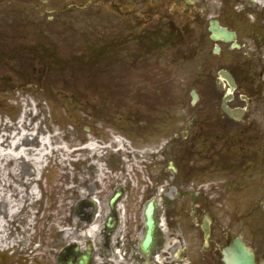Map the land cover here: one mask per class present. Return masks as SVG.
Segmentation results:
<instances>
[{"label":"rangeland","instance_id":"374dc122","mask_svg":"<svg viewBox=\"0 0 264 264\" xmlns=\"http://www.w3.org/2000/svg\"><path fill=\"white\" fill-rule=\"evenodd\" d=\"M112 1L121 7L101 0L90 10L78 9L72 23L70 13H53L49 21L48 13L35 9L18 25L0 15V139L8 138L0 149V214L10 213L0 229V264L52 259L60 233L73 236L84 224L73 215L71 232L60 230L69 227L68 205L81 197L103 201L121 180L164 173L158 152L167 138L150 133L155 123L177 131L180 122L201 113V99L193 104L191 91L201 96L199 30L205 28L207 55L216 44L209 37L211 19L243 36L251 25L264 33V0H157L149 8L136 0ZM171 16L173 24L186 21L192 28L184 43L155 49L149 40L132 39L135 23L144 30ZM119 26L132 40L124 38L117 51L105 42ZM22 131L30 153L11 161L9 153L17 149L10 152L8 144ZM187 179L198 194L201 173ZM247 221L243 215L234 219V233ZM247 236L261 243V236Z\"/></svg>","mask_w":264,"mask_h":264},{"label":"flooded vegetation","instance_id":"af4514ba","mask_svg":"<svg viewBox=\"0 0 264 264\" xmlns=\"http://www.w3.org/2000/svg\"><path fill=\"white\" fill-rule=\"evenodd\" d=\"M99 1L0 0V15L18 25L29 21V11L35 9L48 13L49 21L56 18L53 13H70L72 23L78 9L90 10ZM110 1L114 9L121 7L120 2ZM136 1V6L149 8L157 0ZM173 16L163 25L144 24V30L142 23H135L130 35L135 41L153 42L155 49L158 43H184L192 28L186 21L173 24ZM61 21L68 22H55ZM251 26L244 28L248 36L234 29L238 46L219 41L220 51L214 47L208 55L205 28L199 30L201 113L180 122L177 131L169 123L162 129L155 123L150 133L167 138L158 153L163 158L159 163L166 166L164 173L154 179L116 183L112 195L99 199L93 208L94 218H81L84 224L75 226L73 236L60 233L53 258L39 264H225L223 248L236 235L264 264V33ZM121 28L105 42L108 48L118 51L124 38L130 41ZM225 98L228 107L245 109L242 118L223 111ZM196 172L201 173L198 194L189 190L187 179ZM118 190L121 196L111 205ZM240 215L248 224L234 233L233 222ZM251 234L261 236V243L250 241L247 235Z\"/></svg>","mask_w":264,"mask_h":264},{"label":"water","instance_id":"95a60500","mask_svg":"<svg viewBox=\"0 0 264 264\" xmlns=\"http://www.w3.org/2000/svg\"><path fill=\"white\" fill-rule=\"evenodd\" d=\"M210 30L212 31L213 39H225L226 41L234 40L235 33L225 27H221L218 20H212L210 23ZM194 99H197V94L193 91ZM229 114L233 115L234 111L227 110ZM234 112V113H233ZM117 197V194L112 201ZM223 259L226 264H259L256 261L254 251L246 245L241 236H236L231 243L224 248Z\"/></svg>","mask_w":264,"mask_h":264},{"label":"bare ground","instance_id":"6f19581e","mask_svg":"<svg viewBox=\"0 0 264 264\" xmlns=\"http://www.w3.org/2000/svg\"><path fill=\"white\" fill-rule=\"evenodd\" d=\"M25 133H27V131H22V133H19V135H17V137H16V139L14 141H11V143L8 144L10 146L9 147L10 150H11L10 152L13 153V151L17 149L15 153H13V154L9 153V155H11L9 157V159H11V161L20 160V158H23L28 153H30L31 147L26 146L25 141H23L24 138H25V136H24ZM1 137L3 139H0V149H1L2 146H4L3 144H5V142L8 141V138H4V135H1ZM91 146L93 148H96V146L94 144H91ZM6 155H7V153H6ZM7 157H8V155H7ZM14 208L15 207L13 205L12 206V209H11L12 212H14ZM9 214L10 213H7L4 216L2 214H0V229L4 228V219H5V216L9 217ZM0 240H1V235H0Z\"/></svg>","mask_w":264,"mask_h":264}]
</instances>
